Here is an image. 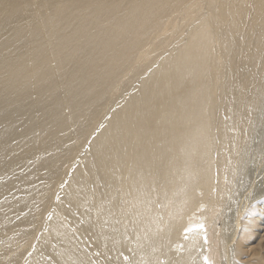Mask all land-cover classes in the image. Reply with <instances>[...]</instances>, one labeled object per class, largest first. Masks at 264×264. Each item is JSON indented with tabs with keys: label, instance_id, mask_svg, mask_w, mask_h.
Masks as SVG:
<instances>
[{
	"label": "bare ground",
	"instance_id": "6f19581e",
	"mask_svg": "<svg viewBox=\"0 0 264 264\" xmlns=\"http://www.w3.org/2000/svg\"><path fill=\"white\" fill-rule=\"evenodd\" d=\"M263 115L264 0H0V264H264Z\"/></svg>",
	"mask_w": 264,
	"mask_h": 264
},
{
	"label": "rangeland",
	"instance_id": "374dc122",
	"mask_svg": "<svg viewBox=\"0 0 264 264\" xmlns=\"http://www.w3.org/2000/svg\"><path fill=\"white\" fill-rule=\"evenodd\" d=\"M263 116H264V115H263ZM262 125H264V121H263V124H262ZM261 127L263 128V126H260V128H259V133H261V132L263 133V134L261 133V134H262L261 136H262V138H263V137H264V128L262 129ZM261 129H262V130H261ZM263 140H264V138H263Z\"/></svg>",
	"mask_w": 264,
	"mask_h": 264
}]
</instances>
